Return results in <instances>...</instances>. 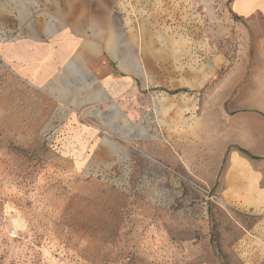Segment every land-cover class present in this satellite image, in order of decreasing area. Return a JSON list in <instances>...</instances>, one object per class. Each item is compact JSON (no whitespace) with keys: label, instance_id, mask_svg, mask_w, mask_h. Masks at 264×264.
<instances>
[{"label":"rangeland","instance_id":"1","mask_svg":"<svg viewBox=\"0 0 264 264\" xmlns=\"http://www.w3.org/2000/svg\"><path fill=\"white\" fill-rule=\"evenodd\" d=\"M230 2L113 0L110 24L122 51L136 54L144 68L141 51L148 49L155 67L145 69L148 87L137 94L149 104H137L130 123L114 115L113 97L84 100L95 87L86 82L91 74L112 92L113 58L102 48L87 62L71 60L41 86L0 55V264L241 261L243 235L264 221V197L252 207L226 205L236 196L222 184L229 155L240 153L232 141L243 142L242 129L253 127L241 111L247 88L244 94L240 78L241 56L249 52L247 72L255 48L243 42L244 25ZM34 26H49L52 41L64 31L77 43L101 46L110 27L84 22L79 35L61 1L0 0V43L46 40L30 33ZM166 68L168 81L161 77ZM194 70L201 85L176 80L177 72ZM234 80L235 90L225 93ZM195 121L197 136L190 131ZM177 133H184L179 141L172 139ZM249 140L253 151L258 144ZM217 172L209 187L195 175L211 182ZM257 258L249 264L263 261Z\"/></svg>","mask_w":264,"mask_h":264},{"label":"crops","instance_id":"2","mask_svg":"<svg viewBox=\"0 0 264 264\" xmlns=\"http://www.w3.org/2000/svg\"><path fill=\"white\" fill-rule=\"evenodd\" d=\"M54 1L56 5H59V1L63 3L65 18L70 22L72 31L79 35H83L82 28L84 22H90L95 26L101 27L110 25L106 36H99L103 40V45L101 46L90 40H83L77 43L71 34H67L64 31L57 34L55 40L52 41L51 37L53 34L49 26L39 29L37 26H34L32 28L33 32L30 31V33L38 36V39H42L43 37L47 39L32 41L24 37L16 40L2 41L0 43V55L2 59L22 79L41 86L48 84L53 76L59 73L60 68H66L71 60L80 59L83 62H87L89 59L94 58L102 48L113 58L115 73L112 81V92L111 94L105 92L102 84L96 81L95 76L91 74L87 76L86 82L93 81L95 87L90 90L92 92L87 94L84 100L98 101L113 97L114 103L112 102V106L114 115L118 116L123 122L130 123L132 119L138 117L137 104L144 103V108H147L149 104L147 98L142 100L137 96L139 92L147 90L148 87L145 69L151 72L155 68L153 58L148 52L149 50L142 49L141 51L142 60L145 62L144 68L142 65L138 66L136 54L128 53L127 55L124 49L122 51V47L119 46L120 33L118 27L110 24L113 0ZM230 13L244 25L246 40H243V42L255 48V52L252 53L253 59H251L255 61L252 63L251 68L248 67L247 72L245 71V62H249V52L242 54V72L240 78V86H242L244 94L247 88V103H241V111L245 112L244 120L250 122L253 127L246 130L242 129V136L245 137L243 142L232 141V143L238 144L239 146L237 147L243 148L254 158L247 157L237 151L229 155L227 162L228 169L222 176V178H225L222 184L226 191H230L231 196H236L231 200L227 199L229 202L226 205L252 207L264 197V163L258 164L260 156L264 154V0H231ZM129 39L128 44L131 46L133 45L134 38ZM74 48H78L75 53L73 52ZM160 54L161 52H159ZM74 56L76 58H73ZM64 70L68 74L72 72L71 69ZM169 75L170 71L166 68V72L161 74L162 80L168 81ZM208 76L209 73L205 72L203 78ZM92 78L93 80H91ZM201 78L200 72L194 70L189 71L187 74L177 72L176 80L181 83L187 81L190 86H199L202 82ZM234 82L226 84L224 88L225 93L231 94L230 92L235 90L237 83ZM168 104L169 101L167 100L161 101V109L167 108ZM191 108H196L195 103H192ZM241 111H236L231 116H235ZM162 118L164 119L163 116ZM71 121L73 122L74 120ZM254 125H256V128H254ZM112 127L115 128L114 123H112ZM195 128L196 121L190 128L193 136H197ZM83 133L90 136L88 130ZM182 136H184V133H177L173 136L176 138L172 139L179 141ZM249 139L255 140L258 144L255 148L253 146V151L249 146ZM256 148L259 153L254 152ZM97 151H105V148L100 147ZM217 174L218 172L211 182L206 181L197 174L195 175L209 187L215 185ZM238 253L241 261L237 260V257L233 255L231 264H249L259 255H263V261L257 264H264V221L246 230Z\"/></svg>","mask_w":264,"mask_h":264},{"label":"trees","instance_id":"3","mask_svg":"<svg viewBox=\"0 0 264 264\" xmlns=\"http://www.w3.org/2000/svg\"><path fill=\"white\" fill-rule=\"evenodd\" d=\"M236 149L243 155L250 157V158H254L253 156H251L246 150H244L243 148L240 147H236Z\"/></svg>","mask_w":264,"mask_h":264}]
</instances>
